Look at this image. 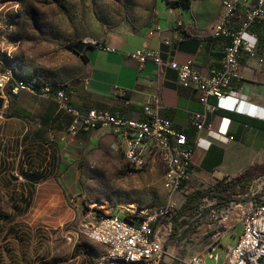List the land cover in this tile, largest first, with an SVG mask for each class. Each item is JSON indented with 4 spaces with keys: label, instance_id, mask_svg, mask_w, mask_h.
Listing matches in <instances>:
<instances>
[{
    "label": "crops",
    "instance_id": "crops-1",
    "mask_svg": "<svg viewBox=\"0 0 264 264\" xmlns=\"http://www.w3.org/2000/svg\"><path fill=\"white\" fill-rule=\"evenodd\" d=\"M202 1L191 3L189 10L159 7L154 24L114 28L100 38L102 44L114 51L86 49L83 82L64 89L73 110L81 113L91 109L106 110L133 120H141L143 105L158 96L160 118L182 131L191 148L192 178L178 192L184 194V200L192 191L209 189L217 182L230 181L256 170L264 171V66L255 58L242 55L238 78L228 84V96L220 101L209 98L203 104L196 92L178 86L176 72L167 65L159 67L152 62L140 65L127 56L137 49L158 50L165 64L192 62L197 73L207 75L209 69L219 63L226 41L210 39L220 7L206 10ZM241 15L239 8L226 26L238 29ZM245 33L260 53L264 48V20L254 22ZM121 91L126 92V98L120 96ZM4 109L0 111V141L13 144L34 136L35 143L44 148L54 145L56 161L51 167L47 157L41 165L42 179L34 183L30 194L20 195L27 204L13 222H22L33 233L35 245L40 247L36 257H6L2 247L0 264H21L22 258L26 262L36 259V264H58L63 258L67 259V264H87L82 257L85 260L90 257L93 264L102 255H95L87 243L81 242L79 159L92 148L124 152L125 142L112 136L107 128L79 132L70 138L67 129L72 117L59 109L52 98L21 92L4 104ZM194 113L204 116L205 127L201 131H195L191 125ZM32 119L40 124L32 125ZM47 163L49 166L43 169ZM10 179L18 180L12 175ZM4 219L0 221V235L9 231L6 235L9 238L18 227L12 223L5 232ZM66 225L70 228L63 232L64 246L67 242L73 246L78 244L83 247V255L73 256V248L66 252L65 248L57 247L58 241L51 231ZM60 253L65 257H58Z\"/></svg>",
    "mask_w": 264,
    "mask_h": 264
},
{
    "label": "rangeland",
    "instance_id": "rangeland-1",
    "mask_svg": "<svg viewBox=\"0 0 264 264\" xmlns=\"http://www.w3.org/2000/svg\"><path fill=\"white\" fill-rule=\"evenodd\" d=\"M201 1L191 0L194 4ZM220 2L221 0H203L202 7L206 10H209L208 7L215 9L220 7ZM163 6L173 9L167 7L162 0H0V61L12 67L15 78L30 87L47 85L71 89L84 80L85 60L81 55L92 47L84 44L85 42L101 43L100 38L117 27L136 28L148 23H157L155 12ZM78 48H82L80 53H77ZM30 122L32 125L40 124L34 119ZM35 141L34 136L13 144L0 141V208L5 217L2 222L5 232L7 228H11L16 215L21 216L23 213L27 202L21 199L20 195L24 192L29 194L34 190V180L43 176L44 170L40 169L47 157L50 158V166L52 167V163L55 166L54 145L44 148ZM48 166L47 163L43 169ZM78 167L83 212L78 224L81 225V242L87 243L92 253L97 256L103 255L105 251L102 247L90 243L86 232L98 214L122 217L129 207H164L172 203L175 207L174 219L182 230L195 216H178L184 194L172 195L163 190V166L158 160L152 169L133 171L127 166L123 152L92 148L81 154ZM11 175L18 180L11 181ZM225 195L226 197L221 198L224 201L220 202L221 207L225 208L235 202L244 207H248L250 203H264V171L248 173ZM15 207H19L21 211L18 212ZM13 224L18 230H14L12 236L6 237L9 231L0 235V248L5 249L3 253L6 257H36V251L40 247L35 245L31 230L22 222ZM204 224L198 222L182 244L176 241L180 236H177L178 232L174 233L171 238L174 242L169 246V252L174 259H170V264H184L201 252L205 240L210 237V234L203 236ZM69 228L70 225H66L51 231L58 241L57 247L65 248L66 252L68 248H73V256L82 254L83 247L78 244L73 246L67 242L64 246L66 240L63 238V232ZM232 233L233 236L224 241L229 242L230 246H234L240 227ZM58 257H65V254L60 253ZM82 259L87 264L92 263L90 257ZM20 262L36 264L37 260L30 258V261L26 262L22 258ZM206 263L213 264V260L208 259ZM58 264H67V259L63 258Z\"/></svg>",
    "mask_w": 264,
    "mask_h": 264
},
{
    "label": "built area",
    "instance_id": "built-area-1",
    "mask_svg": "<svg viewBox=\"0 0 264 264\" xmlns=\"http://www.w3.org/2000/svg\"><path fill=\"white\" fill-rule=\"evenodd\" d=\"M239 8L242 10L240 26L231 29L225 23L236 15ZM258 20H264V0H221L218 22L209 37L225 40L226 45L219 63L212 66L207 75L197 73L192 62L165 64L158 50L137 49L127 56L140 65L147 62L159 67L167 65L176 72L178 86L196 92L203 104L209 98L220 101L229 94L230 80L238 78L242 55L255 58L264 66V48L258 53L255 43L248 40L245 33ZM84 44L104 52L114 51L95 41ZM21 92L52 97L59 109L72 117L67 129L72 139L79 132L107 128L112 136L125 142L124 159L133 171L152 169L155 161H160L163 166L162 188L168 194H177L191 180L188 138L182 131L174 129L170 122L160 118L158 96L151 97L143 105L141 120L128 119L106 110L91 109L81 113L70 108L69 97L63 88L47 85L30 87L15 78L12 67L0 61V98L4 104ZM120 96L126 98V92L121 91ZM190 121L195 131L205 127L201 114H192ZM221 201L224 200L215 196L203 197L195 216L183 226V230L174 219L172 203L164 207H129L122 217L98 214L87 228L86 236L90 243L102 247L105 253L93 264H170V259H174L169 252L174 233L178 232L180 240L176 241L182 244L198 222L205 223L202 225L205 230L203 236L210 234V237L205 240L201 252L184 264H207L208 259L213 260V264H264V203H250L244 207L235 202L225 208L221 207ZM237 227H240V233L234 246H230L224 241L233 236L232 231Z\"/></svg>",
    "mask_w": 264,
    "mask_h": 264
},
{
    "label": "trees",
    "instance_id": "trees-1",
    "mask_svg": "<svg viewBox=\"0 0 264 264\" xmlns=\"http://www.w3.org/2000/svg\"><path fill=\"white\" fill-rule=\"evenodd\" d=\"M162 1L165 3L167 7L175 8V9L181 8L183 10H189L191 7V3H192L191 0H162ZM153 8H154V5L152 6L151 10H153ZM81 56L86 61L84 54H82ZM52 88H55V87H52ZM247 174L240 175L239 177L232 179L230 181L217 182L212 188H209V189H198V190L190 192L188 195L185 196V200L177 212L178 216L183 215V214H191V215L193 214L194 215L203 197L215 196L221 199L222 197L225 196V194L228 192L229 189L234 188L236 184H238L239 181L244 179V177ZM41 179H42L41 176L37 177L34 180V183L38 182ZM3 218H4V215L0 211V221Z\"/></svg>",
    "mask_w": 264,
    "mask_h": 264
},
{
    "label": "water",
    "instance_id": "water-1",
    "mask_svg": "<svg viewBox=\"0 0 264 264\" xmlns=\"http://www.w3.org/2000/svg\"><path fill=\"white\" fill-rule=\"evenodd\" d=\"M82 51V48H78L77 49V53H80ZM12 98H15V97H12ZM0 111H5V109H4V101H3V99H1L0 98Z\"/></svg>",
    "mask_w": 264,
    "mask_h": 264
},
{
    "label": "bare ground",
    "instance_id": "bare-ground-1",
    "mask_svg": "<svg viewBox=\"0 0 264 264\" xmlns=\"http://www.w3.org/2000/svg\"><path fill=\"white\" fill-rule=\"evenodd\" d=\"M179 240H180V238H179Z\"/></svg>",
    "mask_w": 264,
    "mask_h": 264
}]
</instances>
